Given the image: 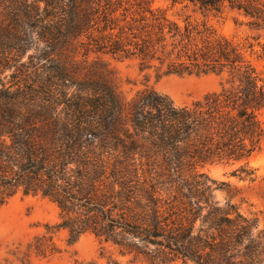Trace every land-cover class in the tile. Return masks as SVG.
Wrapping results in <instances>:
<instances>
[{
	"label": "trees",
	"instance_id": "16d2710c",
	"mask_svg": "<svg viewBox=\"0 0 264 264\" xmlns=\"http://www.w3.org/2000/svg\"><path fill=\"white\" fill-rule=\"evenodd\" d=\"M170 1L230 7L264 30V0ZM85 46L226 77L190 103L146 89L127 106L110 82L81 75L70 52ZM3 75L32 85L1 84L0 205L20 190L48 197L71 240L91 232L148 264H264V230L216 205L217 181L201 170L244 161L241 174L256 178L248 159L264 139V75L239 43L181 25L152 0H0Z\"/></svg>",
	"mask_w": 264,
	"mask_h": 264
},
{
	"label": "rangeland",
	"instance_id": "374dc122",
	"mask_svg": "<svg viewBox=\"0 0 264 264\" xmlns=\"http://www.w3.org/2000/svg\"><path fill=\"white\" fill-rule=\"evenodd\" d=\"M152 2L181 25L187 21L205 23L216 35L239 43L245 57L264 75V30L253 29L251 19L244 13L230 7L218 13L192 4H173L170 0ZM124 5L130 7L131 3L125 1ZM120 13L116 16L120 17ZM118 22L123 21L119 18ZM70 55L87 66L82 76L110 82L127 106L146 89L165 93L179 105L190 103L219 90L226 77L216 72L169 73V59L162 63L158 58L144 59L139 54L106 52L88 46ZM0 80V88L5 84L23 90L32 85L31 80H22L20 76L3 75ZM261 118L264 121V113ZM248 160L249 166L256 169L254 180L241 174L239 168L244 161L209 163L201 170L217 181L212 190L216 205L225 209L233 206L244 216L255 218L259 229L264 230V139L261 148ZM60 220V208L48 197L24 194L21 190L8 197L0 205V264H106L110 260L148 264L143 256L124 253L91 232L73 241L68 230L57 227Z\"/></svg>",
	"mask_w": 264,
	"mask_h": 264
}]
</instances>
